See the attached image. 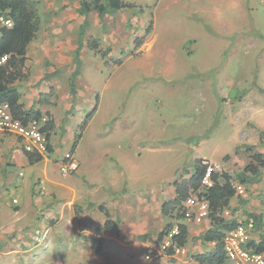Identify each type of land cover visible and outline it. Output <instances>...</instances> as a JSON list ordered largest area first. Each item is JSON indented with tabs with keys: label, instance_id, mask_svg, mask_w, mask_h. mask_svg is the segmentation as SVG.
Wrapping results in <instances>:
<instances>
[{
	"label": "rangeland",
	"instance_id": "rangeland-1",
	"mask_svg": "<svg viewBox=\"0 0 264 264\" xmlns=\"http://www.w3.org/2000/svg\"><path fill=\"white\" fill-rule=\"evenodd\" d=\"M122 1L131 6L113 15L99 19L90 12L80 74L72 80L79 0H38L41 31L28 55L45 54L44 63L65 55L70 97L60 106V134L52 139L63 130L72 136L70 148L78 145L82 165L72 175L59 171L55 161L68 152L62 143L46 162L6 168L0 177V264H94L90 235L65 213V184L93 183L98 169L107 181L110 165L121 166L118 159L130 160L147 180L165 182L187 176L203 158L222 163L238 157L236 174L242 160L249 161L243 145L264 155V111L254 119L238 114L249 103L264 108V0ZM210 4L222 5L217 11L226 20L209 23ZM90 38L98 50L88 47ZM97 154L103 157L99 168L91 161ZM59 189L58 208L34 204L33 192L52 202L49 193ZM245 189L264 205L263 177Z\"/></svg>",
	"mask_w": 264,
	"mask_h": 264
},
{
	"label": "crops",
	"instance_id": "crops-1",
	"mask_svg": "<svg viewBox=\"0 0 264 264\" xmlns=\"http://www.w3.org/2000/svg\"><path fill=\"white\" fill-rule=\"evenodd\" d=\"M54 23L56 22H51V24ZM40 27L39 23L38 34L41 31ZM38 34L36 38H38ZM36 38L29 45L35 42ZM44 56L45 54L38 53L37 58L31 59L28 55L27 47L24 76L15 82L19 92V103L25 110H39L42 113L39 117L46 116L48 120L52 119L54 128L49 136L50 152L48 155L56 152V146L67 143L68 152L64 156L58 157L55 162L59 163L61 168L63 159L66 155H70L71 170L64 175H72L82 165L76 156L79 149L78 145L72 151L70 148L72 136L65 137V130L61 132L63 135L59 139H52L53 134H60L58 129L61 126V122H58V119L60 121L63 119V116L59 114L60 106H63L65 97L68 96L65 93V55H54L53 58H49L51 64L44 63L46 57ZM43 95H46V98ZM80 138L79 140H81ZM148 149L154 150L156 148L148 147ZM48 155H43L40 161H48ZM235 155L237 156V154ZM101 159H103L102 155H94L91 161L95 168H99ZM118 160L121 162V166L116 165L115 169L113 165H110L109 179L107 181L103 180L101 170L98 169L97 176L93 178V183L85 180L87 184L82 187L78 186V188L65 184V213L69 214L68 220H76L78 216L79 222L82 221L83 223L82 231L87 232L90 237L96 236L102 239L100 251H96V245L94 244V264H199L192 256L211 251L215 246L214 242L203 241L201 238L212 227L209 215L200 222H195L183 216L177 218L175 216L176 211L171 216H163L161 211L162 204L176 196L174 183L179 177L177 178V175L174 174L165 182L164 180H154V182L153 180L145 179L144 172L139 173L134 170L131 167L132 163L130 160L127 162L122 159ZM238 160V157H231L222 163L205 162L212 165L214 171L224 170L228 174L235 176L233 175L235 174L234 165L239 163ZM28 162L23 150V141L12 134L0 133V177H5L6 168L9 165L16 163L23 165ZM245 164V161L242 160L240 166L243 168ZM60 168L59 171L62 173ZM191 172H186L188 175L181 178H188ZM262 177L264 180V172ZM233 184L235 186L238 185L236 181ZM258 184L260 185V182L251 184V186ZM55 185L53 188H56ZM242 188L243 192H237L239 196L236 195L231 198L229 207L222 211L221 216L223 218L227 220L242 218L244 221L247 219V208H253L252 213H261L263 211L264 205L252 198L255 194L253 192L250 194L244 185H242ZM59 191L60 189L49 193L51 198L53 197L52 202H49L50 197L43 199V197L35 195L36 192H33V198L37 199L34 204L37 205L38 209L41 205H50L52 208H58L55 206L58 201L57 196L54 199V194L58 195L56 192ZM238 197L242 198L245 203L239 204ZM13 201L17 203L16 199ZM77 205L81 206V208L77 207L78 213H75L74 206ZM99 206H102L108 212L109 219L114 224L113 228H103L106 216L99 210ZM169 224H182L187 229V239L184 246L180 247L179 251L171 254L161 252L159 249L160 241H158L159 233ZM97 228L100 229L99 234L95 233ZM257 235L258 232L256 237ZM148 252H158L159 257L147 259L146 254Z\"/></svg>",
	"mask_w": 264,
	"mask_h": 264
},
{
	"label": "trees",
	"instance_id": "trees-1",
	"mask_svg": "<svg viewBox=\"0 0 264 264\" xmlns=\"http://www.w3.org/2000/svg\"><path fill=\"white\" fill-rule=\"evenodd\" d=\"M131 4L122 0H79L78 13L82 16V22L77 32V47L74 51L75 69L72 72V80L80 73L81 60L79 53L82 38H84L89 26V14L95 11L99 19L106 15H113L122 8L130 7ZM38 0H0V15H6L12 19V26L0 28V103H8L13 115L23 121L39 117L42 113L36 109L25 110L19 103V92L15 82L23 78L25 73L26 51L29 43L36 38L40 18L38 15ZM135 44L139 47L143 39L138 37ZM88 47L98 50V41L90 38ZM104 53V52H103ZM105 56V54H103ZM72 89H75L71 82ZM86 121V120H85ZM85 124V123H84ZM54 128L52 119L45 124L43 131L49 141V136ZM248 154L249 161L238 171L235 176L226 172L214 171L210 173V185L202 186V179L206 173L207 162L203 159H196L191 174L186 179H177L174 183L176 196L162 204L163 216H171L174 211L177 218L182 217L181 205L190 193H196L199 197L206 199L209 203V218L212 224L211 229L202 235L203 241L214 242L215 246L211 251L196 254L192 258L199 264H229L226 259L222 238L224 233L243 221L227 220L221 216L222 211L229 207L231 198L237 195V190L233 181L241 185H251L259 183L262 179V169L264 168V155L255 150V145H243ZM50 152V145L47 146V154ZM29 163L39 162L43 155L25 152ZM228 156V155H227ZM225 156V158L227 157ZM201 189V191H200ZM239 196V195H237ZM239 198V204L245 201ZM99 210L106 216L104 229H111L114 224L109 219L108 212L102 206ZM247 219H253L258 232L257 241H251V245L260 251H264V208L261 213H246ZM77 222L80 220L77 216ZM172 225H167L158 235L160 241ZM178 231L173 236V242L177 247L184 246L187 239V229L182 224H177ZM100 229L95 233L99 234ZM90 240L96 245V251H100L102 239L92 236ZM167 254L173 253L172 247Z\"/></svg>",
	"mask_w": 264,
	"mask_h": 264
},
{
	"label": "built area",
	"instance_id": "built-area-1",
	"mask_svg": "<svg viewBox=\"0 0 264 264\" xmlns=\"http://www.w3.org/2000/svg\"><path fill=\"white\" fill-rule=\"evenodd\" d=\"M12 19L6 15H0V26L11 27ZM48 118L41 116L23 121L13 115L8 103H0V133H9L23 141V150L38 155L47 154L49 141L43 131ZM70 155H66L61 163L62 173L70 172ZM214 172L212 165L207 164L206 173L202 179V186L210 185V173ZM237 192L242 193L241 184L235 186ZM181 213L184 218L200 222L209 215V203L206 199L199 197L196 193H190L181 205ZM176 224L167 231L159 242L161 252L172 247L173 253L179 251L173 242V236L177 233ZM257 230L253 219H246L236 227L226 231L222 238L223 250L229 264H264V251L255 249L251 241H257ZM159 253L148 252L147 259H155Z\"/></svg>",
	"mask_w": 264,
	"mask_h": 264
},
{
	"label": "clouds",
	"instance_id": "clouds-1",
	"mask_svg": "<svg viewBox=\"0 0 264 264\" xmlns=\"http://www.w3.org/2000/svg\"><path fill=\"white\" fill-rule=\"evenodd\" d=\"M223 8L222 5L218 4H210L208 6V22L209 23H214V22H219V21H224L226 20V14L223 11H217V9ZM262 111H264V108H261L260 106L253 105L251 103L246 104L242 106L239 109V115L242 118L246 119H254L257 117Z\"/></svg>",
	"mask_w": 264,
	"mask_h": 264
}]
</instances>
